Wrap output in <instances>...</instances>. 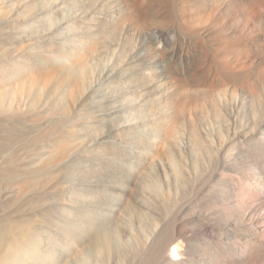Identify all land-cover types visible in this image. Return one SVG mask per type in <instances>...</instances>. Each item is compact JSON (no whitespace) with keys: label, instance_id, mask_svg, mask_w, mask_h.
<instances>
[{"label":"bare ground","instance_id":"bare-ground-1","mask_svg":"<svg viewBox=\"0 0 264 264\" xmlns=\"http://www.w3.org/2000/svg\"><path fill=\"white\" fill-rule=\"evenodd\" d=\"M109 48L118 62L84 90ZM102 148L159 162L176 195L136 183L152 216L127 250L106 215L117 173L73 187L74 160ZM145 261L264 264V0H0V264Z\"/></svg>","mask_w":264,"mask_h":264},{"label":"rangeland","instance_id":"rangeland-1","mask_svg":"<svg viewBox=\"0 0 264 264\" xmlns=\"http://www.w3.org/2000/svg\"><path fill=\"white\" fill-rule=\"evenodd\" d=\"M116 40H117V37H116ZM139 40L140 38L139 39L130 38V41H128L126 44L124 42L126 47L124 48L122 53L126 59L125 63H129L131 61V57L133 56L132 54H133L134 45ZM137 44L139 43H136V45ZM178 48L179 50H186L183 44H178ZM118 55L120 56V54ZM117 57H118L117 53L115 52L113 48L99 49L98 52L95 51L94 53L90 54V56L88 57L87 71L84 73V77L82 76L83 89L84 90H87L90 88L97 89L96 86L103 85L102 80L105 78V72L107 70V66L111 65L112 61L114 63H117L118 62ZM121 58L122 60L124 59L122 56ZM121 65H124V64L122 62H119L117 67H121ZM107 84H112V79L109 82H107ZM99 100H103V97H101ZM81 105L85 106V103H82ZM134 122L136 121L132 122V120L130 119L129 124L131 123L130 125L132 127L136 126ZM87 124L93 127L92 128V137H93L92 139H96V138L98 139L100 136H113L114 131L112 130L113 128L111 126L107 127L103 124H95L93 122L87 123ZM188 142L189 140L187 139L181 140L180 146H179L180 149L184 147L185 145H187ZM103 147H106V146L103 145ZM182 149H181V154H182ZM193 151L188 152L187 154L188 162L187 163L188 165L192 163L193 167L194 166L198 167L199 166L197 162L198 159L196 156H194L195 154ZM107 152L108 151L106 149L102 148V149H99L98 153L83 154L77 160L76 159L74 160V167L76 170V174H78L77 176L79 177V179H78V183L75 184L73 187L77 189L86 190L88 193H93V190L95 189L93 188V186L89 187L90 190L86 188L85 186L89 184L93 185L94 183L99 182L100 180L97 181L99 177V178H103V184H105L107 188V185L112 183L113 175L111 172H114V174L117 173L118 182L120 185L124 186V189L114 190L112 187H110L109 189H107V191L115 198L114 200H115L116 207L117 209L119 208L120 211L118 214L114 208H111L109 210H106L107 212L106 215L109 221L110 236H112V238L114 239L115 246H117V250H123L125 245H126L125 249L127 250L128 248H134L133 246L134 240H131L132 237H136L137 241L139 240L138 237H140L141 239V234L143 233L142 231L146 226H149V221L152 216L151 215L152 213L150 210H148L149 209L148 207L143 210L144 214L143 212L140 211V206L138 204L140 200L139 193H138L139 186H136V185L137 184L141 185L139 189L143 185H147L149 186L148 188L152 189L151 187L153 186L152 181H157L158 187L163 192L165 193L168 192L170 194L173 193L171 195H174V196L176 195L174 194L175 192L172 190L173 187L171 186L170 188V184H168L169 182L166 181L168 179L166 177V172H164L159 162H154V164L152 163L154 165V166L151 165L152 167L149 166V164H147L145 166L146 170L145 168L140 170L141 169L140 164L136 165L133 169H131V167L126 168L122 166V164L119 161L118 155H112L111 159H109L110 156L107 154ZM181 154L178 151L175 152L174 154H171L170 160L177 159V161H180V160L182 161V157L180 158V156H182ZM195 157L197 160L195 159ZM107 160H109V164L111 163V168H108ZM165 171H168V168H166ZM141 178L143 179L140 180ZM98 190H100V188ZM148 214L150 217L149 216L147 217ZM141 220L144 224L141 222ZM146 228L148 229V227ZM145 229L144 231L147 230ZM144 264H151V263L148 261H145Z\"/></svg>","mask_w":264,"mask_h":264}]
</instances>
